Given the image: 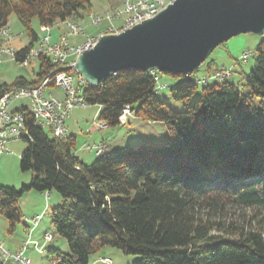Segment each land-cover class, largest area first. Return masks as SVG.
<instances>
[{"label":"trees","instance_id":"16d2710c","mask_svg":"<svg viewBox=\"0 0 264 264\" xmlns=\"http://www.w3.org/2000/svg\"><path fill=\"white\" fill-rule=\"evenodd\" d=\"M91 10L90 0H0V29L8 28L13 15L21 22L31 39L18 53L19 64H26L40 39L34 20L45 30L68 19L82 21ZM256 52L243 89L228 81L232 71L222 81L201 82L197 94L204 77L191 81L183 74L135 69L84 89L86 103L100 107L98 119L108 128L125 126L128 121L121 125L119 119L129 107L130 118L165 125L164 145L106 150L85 164L72 137H53L27 114L30 137L22 141L29 145L20 168L32 179L20 189L0 184L7 233L25 225L20 199L26 193L56 191L62 204L53 209L51 225L69 253L46 249L50 264H91L106 248L142 257L137 264H264V36ZM39 62L38 81L58 68L48 59ZM156 74L179 80L165 90L185 103L184 111L157 97L162 90ZM38 81L4 84L0 97Z\"/></svg>","mask_w":264,"mask_h":264},{"label":"rangeland","instance_id":"374dc122","mask_svg":"<svg viewBox=\"0 0 264 264\" xmlns=\"http://www.w3.org/2000/svg\"><path fill=\"white\" fill-rule=\"evenodd\" d=\"M92 3V10L86 15L85 19L78 21L81 23L87 34L95 35L100 32H105L110 26L108 22H103L99 26L94 27L92 23L91 16L98 17V14H104L105 12H113L114 8L121 10L123 5L117 0H90ZM120 22L114 21V25L119 26ZM62 26L65 31L68 27L61 23L59 26H54L43 30L40 28L37 20L32 23V28L42 40L45 36H52L57 29ZM11 34L15 36V41L12 42V46L15 49H22L28 46L31 42L25 28L22 26L18 18L13 15L10 18ZM263 37L254 34H242L237 37L230 39L228 42L222 44L214 50L210 55L208 61L195 73L188 75V80L198 81L203 77L209 75V72H214L215 70H227L232 71L233 74L228 78V81L232 84H236L239 89H243L242 78L244 75H248L255 67L256 60L258 59L257 48L261 44ZM86 38L79 35V42H85ZM2 44V43H0ZM38 43L35 45L37 46ZM3 48H8V43H3ZM245 54H248V56ZM7 59V60H6ZM0 64V86L4 84H12L19 78H24L29 82L37 79V74L39 72L40 62L37 60H29L26 64H17L8 60V55H1ZM160 81L162 84H174L178 79H174L170 76L160 74ZM78 78V77H77ZM79 80V78H78ZM241 81V85L240 84ZM199 91L203 88L201 81L198 83ZM51 88V87H50ZM49 88V89H50ZM54 94L58 97H62L63 94L59 90H55ZM157 97L170 105L174 110L181 112L185 110V103L175 102L171 98L169 90L158 91ZM20 104H26L25 102H19ZM30 107V105L23 106ZM20 108H13V110ZM101 109L99 106H90L88 109H76L72 113V120H74L73 130L77 135V141L87 139L91 143L95 141H100L105 139L109 141L112 151L124 148V143L133 142L129 148H134L141 142H150L159 145H164L168 142V131L164 124L162 123H149L145 121H140L139 123L129 122L126 127L116 126L109 127L106 129H99L97 127L100 124L98 115ZM135 118V117H133ZM131 119V118H130ZM76 120V121H75ZM128 121V120H127ZM89 128L94 129V133H89ZM85 142V141H82ZM136 142V143H135ZM101 143L95 145L98 146ZM27 141H19L8 145V152L0 155V184L5 187H14L20 189L22 186H28L31 183L32 173L22 172L20 168V158L21 155L28 148ZM106 145V144H105ZM76 149V148H75ZM77 150V149H76ZM90 158H87L85 164H92L98 159L97 155L90 154ZM62 204V197L56 191L51 192V196L47 198L46 194H41L35 191L26 193L20 199V208L24 214V222L30 225L29 229H32L31 220L36 215H41L42 220L38 225L37 234L43 235L42 240L38 241L32 237V241L39 244V252L34 247V243L30 245V249L26 252V257L29 258L32 264H50L48 259V254L46 253L45 245L48 244L50 250H59L63 253H69V247L65 240H63L57 231L51 225V216L54 208ZM23 225L17 227L14 236H9L7 233V222L0 215V240L4 241L8 238H13L19 243L21 238L20 235L23 234ZM45 233L51 234L53 241L46 242L44 237ZM26 234V240L28 239V233ZM45 234V235H44ZM19 235V236H18ZM23 242V243H24ZM15 246L16 243H13ZM109 258L113 261V264H137L142 260L140 256H125L120 251L113 248H106L103 252L97 256L91 258V264H111V261H107L104 258ZM102 258V259H101ZM107 261V262H106ZM106 262V263H103Z\"/></svg>","mask_w":264,"mask_h":264},{"label":"water","instance_id":"95a60500","mask_svg":"<svg viewBox=\"0 0 264 264\" xmlns=\"http://www.w3.org/2000/svg\"><path fill=\"white\" fill-rule=\"evenodd\" d=\"M242 34L264 36V0H174L153 19L102 37L75 69L91 88L131 69L188 76Z\"/></svg>","mask_w":264,"mask_h":264},{"label":"built area","instance_id":"2783aa9c","mask_svg":"<svg viewBox=\"0 0 264 264\" xmlns=\"http://www.w3.org/2000/svg\"><path fill=\"white\" fill-rule=\"evenodd\" d=\"M122 3L121 10L114 9L113 12L98 14V19L95 23H91L97 28L99 23L108 22L110 26L105 32H100L95 35L86 33L84 26L81 23H76L68 26L67 31H58L50 37L46 38V43L40 50H34V59L41 61L48 59L58 68L50 74L41 78L35 85H24L13 87L0 97V155L8 152V145L13 142H19L25 138H29L30 134L26 127L27 114H31L35 120V125L51 131L53 137L60 140L69 138L67 121L76 109H88L90 106L86 103L83 97V91L87 82H79L75 66L79 57L85 50H92L105 35L120 34L121 32L132 29L134 25H140L145 21L153 19L159 13H152V6L162 5L163 9L173 3L174 0H117ZM114 21L120 22L119 26L114 25ZM40 28H46L41 26ZM58 36H57V35ZM79 35H87V42H79ZM15 36L11 34V29H0V43H8V50H0L1 55H8V60L19 64L18 57L20 50L12 46ZM33 50V48L31 49ZM248 54H245V56ZM59 56H69V63H59ZM230 75V71L222 70L214 73L212 76L204 77L200 81L205 85L208 81H219L221 78H226ZM46 78H54L55 86L50 89H42V81ZM156 82L160 89H167L166 84L160 83L159 77L156 74ZM59 90L63 97L60 98L53 94L52 91ZM26 104H18L25 102ZM23 105H31V112H23ZM21 108V117H12V109ZM131 116L130 108L127 107L123 111L119 121L121 125L126 124ZM99 129H106L108 126L100 121L97 125ZM96 155L106 151L105 145L87 147ZM76 154V152H75ZM47 198L49 195L46 194ZM41 215L35 216L32 220V230H28V239L23 243L20 250L11 252L5 248L0 242V264H32L27 258L26 252L30 249L32 234L38 226V221ZM46 242H50L51 234L44 237ZM34 247L39 252V244L34 243ZM109 261L108 259H105ZM106 261V262H107ZM112 263V262H111Z\"/></svg>","mask_w":264,"mask_h":264},{"label":"crops","instance_id":"0c3cea01","mask_svg":"<svg viewBox=\"0 0 264 264\" xmlns=\"http://www.w3.org/2000/svg\"><path fill=\"white\" fill-rule=\"evenodd\" d=\"M115 9V8H114ZM106 13V12H105ZM9 27H10V22H9ZM58 31H65L64 29H62V26L61 27H59L58 29H57ZM58 31H55L54 32V34L56 33V32H58ZM57 35V34H56ZM58 36V35H57ZM40 38V37H39ZM15 41V40H14ZM13 41V42H14ZM23 49V48H22ZM18 50V49H17ZM21 50V49H20ZM7 60V59H6ZM39 70H40V67H39ZM39 73V72H38ZM26 80V79H25ZM38 81V74H37V79L36 80H34V81H32V82H30V83H34V82H37ZM29 82V81H28ZM165 84H167V83H165ZM55 91V90H54ZM54 91H52L53 92V94H54ZM63 97V96H62ZM62 97H60V98H62ZM24 106V105H23ZM25 106H27V105H25ZM16 110H19V109H16ZM14 111V110H13ZM139 120H141V119H138V118H133V117H131V119H130V117L128 118V122H127V124L125 125V126H121V127H126L127 125H129V122H131V121H133L135 124L136 123H139L140 124V121ZM76 121V120H75ZM141 122H142V120H141ZM74 123V120H72V115H71V118L67 121V123H66V126H67V129H68V133H69V136L70 137H72V139L75 141V148L77 149H75L74 148V150H75V152H76V155L78 156V158L83 162V163H85L84 161H86V159L87 158H90V154H94V155H96L93 151H90V150H88L87 149V147H94L95 145H97V144H99V143H101V144H103V145H105V147H106V150H107V152L108 153H112L113 151H112V149H113V147H111V144H109V141H107V140H105V139H103V140H101V138H99L100 139V141H95L94 143H91L90 141H88V137H87V139H83V140H81V141H79V143L78 142H76L77 141V135L75 134V132H74V130H73V124ZM95 131H94V129H90L89 128V133H94ZM82 141H85V142H82ZM13 143H15V142H13ZM13 143H10V144H13ZM132 143L133 142H130V143H124V145H125V147H129L130 145H132ZM136 143V142H135ZM9 144V145H10ZM98 157V156H97ZM51 196V193L49 194V197ZM36 216H38V215H36ZM24 227H23V234L22 235H18L19 236V238H21V241L19 242V243H17V241L16 240H14L13 238H8V239H6V240H4V241H2V240H0V242L5 246V248L6 249H8L9 251H11V252H17L18 250H20V248L22 247V245H23V242L25 241V239H26V234L25 233H27V231H28V229H29V227H30V225H28L27 223H25V225H23ZM39 227V226H38ZM38 227L35 229V231L33 232V234H32V237L33 238H35V239H37L38 241H41L42 240V237L41 236H43V235H38L37 234V229H38ZM45 234H47V233H45ZM44 234V235H45ZM10 237L11 236H14V235H9ZM53 241V239L51 240V242ZM13 243H16V245L14 246L13 245ZM47 246H48V248H49V245L48 244H46L45 245V247H46V249H48L47 248Z\"/></svg>","mask_w":264,"mask_h":264},{"label":"bare ground","instance_id":"6f19581e","mask_svg":"<svg viewBox=\"0 0 264 264\" xmlns=\"http://www.w3.org/2000/svg\"><path fill=\"white\" fill-rule=\"evenodd\" d=\"M164 1H171V0H164ZM169 6V5H168ZM167 6V7H168ZM166 7V8H167ZM163 10H165V9H163V6L162 5H154V6H152V13H161ZM91 19H92V23H95V21L98 19V17H94V16H91ZM76 23H78V22H76ZM63 24H65L67 27L69 26V25H73V24H75V21L74 20H72V19H68V20H66L65 22H63ZM101 23H99L97 26H99ZM60 24H56L55 26H59ZM135 26H137V25H134L132 28H134ZM50 28L51 27H49V28H47L48 30V32H50ZM5 29H8V28H5ZM83 37L85 36V38H86V41L85 42H87V35H82ZM47 37H50V35H47V36H45L42 40H39L38 41V45L37 46H35L34 48H33V50H31L30 51V54H29V56H28V59L29 60H32V59H34V50H40V49H42L43 48V44H45L46 43V38ZM0 50H8V48H3V43L2 44H0ZM86 51H90V50H85V52ZM59 63H69V56H59ZM153 71H155V70H153ZM156 72V71H155ZM154 72V73H155ZM155 75V74H154ZM77 77L79 78V82H86L81 76H79L78 74H77ZM223 79H226V78H221V79H219V81H222ZM211 82H213V81H208V84H210ZM207 84V85H208ZM53 86H55V79L54 78H46V79H44L43 81H42V89H49L50 87H53ZM88 85H85V88L87 87ZM158 90H163V89H158ZM23 108H26V109H28L29 111L28 112H31V105H30V107H23ZM25 112V111H24ZM12 117H21V108L19 109V110H14V111H12ZM100 145H103V144H100ZM103 153H101V154H97V156H101ZM42 220V216H41V218L39 219V221H38V225L40 224V221ZM38 227V226H37ZM30 230H32V229H30ZM47 235V234H46ZM46 235H45V237H46ZM51 239H52V236H51Z\"/></svg>","mask_w":264,"mask_h":264}]
</instances>
